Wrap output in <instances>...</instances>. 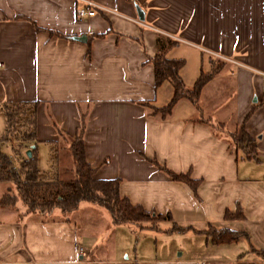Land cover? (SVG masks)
Masks as SVG:
<instances>
[{
  "label": "crops",
  "instance_id": "1",
  "mask_svg": "<svg viewBox=\"0 0 264 264\" xmlns=\"http://www.w3.org/2000/svg\"><path fill=\"white\" fill-rule=\"evenodd\" d=\"M88 1L111 13L77 19L74 0H0V104L36 103L27 150L43 179L60 178L51 122L71 138L83 117L92 178L117 179L119 197L167 213L170 228L187 230L165 232L189 243L185 254L150 256L144 245L130 254V228L108 217L111 256H96L102 226L94 207L82 202L68 215L43 217L21 215L18 203L0 208V264H264V0ZM156 38L173 43L164 56L182 60V84L191 86L211 63L221 67L193 104L180 99L162 119L149 115L172 93L166 82L153 84ZM188 59L195 72L187 80ZM227 84L228 100L221 101ZM3 127L0 115V133ZM241 132L254 144L253 159L230 143L229 135ZM150 161L196 181L195 197ZM235 205L241 218L223 219ZM210 230L242 236L212 244Z\"/></svg>",
  "mask_w": 264,
  "mask_h": 264
},
{
  "label": "trees",
  "instance_id": "2",
  "mask_svg": "<svg viewBox=\"0 0 264 264\" xmlns=\"http://www.w3.org/2000/svg\"><path fill=\"white\" fill-rule=\"evenodd\" d=\"M101 37V35L95 36ZM173 45L167 42L162 45L156 38V54L150 59L153 70V84L155 87L166 82L171 88V97L167 104L160 108L149 107L150 116L158 115L160 119L169 114L173 105L180 99L193 104L202 86L218 72L220 66L210 67L206 74H198L190 89H185L178 75L182 66L180 59H167L164 54ZM146 103H143L145 105ZM36 103H1L0 115L4 127L0 133V143L9 147L10 156L0 152V208L13 210L16 204L23 208L21 215L35 214L50 216L54 211L68 215L76 210L79 203H88L106 210L112 225L125 223L169 221L168 214L160 215L146 212L139 205H131L117 192L118 180H96L92 178L93 170L85 163L82 149L83 117L73 137H67L51 122L58 142L67 143V153L71 161V177L64 180L57 177L51 179L39 178L34 151L30 150L27 158L24 152L27 146L34 143V111ZM217 126V127H216ZM215 127L218 128L219 125ZM230 143L235 149L243 153L244 159L254 158V144L243 132L237 139L230 134ZM15 142V146H11ZM56 144L53 145V147ZM54 151V148L52 149ZM12 159L18 162L13 165ZM157 171L163 173L173 182L188 186L195 197L196 181H192L185 174L169 171L155 161L149 162ZM240 208L235 205L233 211H224L223 219H240ZM170 231L182 232L184 228L172 227ZM210 243H228L235 241L242 233L226 230L207 231Z\"/></svg>",
  "mask_w": 264,
  "mask_h": 264
},
{
  "label": "rangeland",
  "instance_id": "3",
  "mask_svg": "<svg viewBox=\"0 0 264 264\" xmlns=\"http://www.w3.org/2000/svg\"><path fill=\"white\" fill-rule=\"evenodd\" d=\"M193 60V59H192ZM189 60L186 63L185 68V77L190 78L195 72V67L193 64V61ZM216 64H219V62L211 63V67H216ZM221 68V67H220ZM219 68V70H220ZM185 89H190L189 83H184ZM231 91L229 84L226 86H222L220 90V100L221 101H227V97L229 95V92ZM15 142H11V146H15ZM67 143L63 141H59L53 148H54V156L57 160V166L60 169L59 177L60 179H68L71 177L70 172L68 171L70 169L69 165V155L67 153ZM3 153L10 156V151L8 149L3 150ZM13 165L17 166L18 162L15 159H12ZM68 169V170H67ZM40 178V177H39ZM81 205H88L89 207H94L95 212L94 216L98 223L102 226L100 229L101 231L98 233L99 239H100V249L95 253L96 256H111L109 252V244L111 243V229L108 222V214L106 210H104L101 207L95 206L93 204H81ZM80 205V206H81ZM82 207V206H81ZM125 227H129L130 230H128L131 234L130 244L128 247H126V250L133 254V250H135L138 246L141 245L148 247L147 254L152 256L154 254V250L159 251L163 249H170L172 253L177 254L180 250H183L185 254V248L186 245L189 243V238L187 239L185 236L181 234H177L175 232L169 233L165 232V230L169 229L171 224L166 221H159V222H142V223H126ZM138 226L143 227L142 229H138ZM128 229V228H127ZM191 239L190 241H192ZM109 243V244H108ZM139 249V248H138Z\"/></svg>",
  "mask_w": 264,
  "mask_h": 264
},
{
  "label": "built area",
  "instance_id": "4",
  "mask_svg": "<svg viewBox=\"0 0 264 264\" xmlns=\"http://www.w3.org/2000/svg\"><path fill=\"white\" fill-rule=\"evenodd\" d=\"M76 3H78V6L76 7L74 14L77 19H82L84 17H91L95 14L97 10L104 12V13H111L110 11H107L106 9L97 6L96 4L88 1V0H74ZM263 94H264V87H263ZM75 249L79 252L80 248L78 246H75Z\"/></svg>",
  "mask_w": 264,
  "mask_h": 264
},
{
  "label": "water",
  "instance_id": "5",
  "mask_svg": "<svg viewBox=\"0 0 264 264\" xmlns=\"http://www.w3.org/2000/svg\"><path fill=\"white\" fill-rule=\"evenodd\" d=\"M24 154H25V156L28 158V157L30 156V152H29V150H26V151L24 152Z\"/></svg>",
  "mask_w": 264,
  "mask_h": 264
}]
</instances>
